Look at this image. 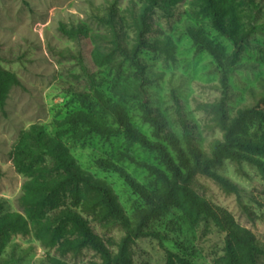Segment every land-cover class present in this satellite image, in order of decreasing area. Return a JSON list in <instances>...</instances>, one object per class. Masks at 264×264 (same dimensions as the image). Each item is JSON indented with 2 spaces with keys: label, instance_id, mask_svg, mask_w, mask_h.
I'll return each mask as SVG.
<instances>
[{
  "label": "rangeland",
  "instance_id": "rangeland-1",
  "mask_svg": "<svg viewBox=\"0 0 264 264\" xmlns=\"http://www.w3.org/2000/svg\"><path fill=\"white\" fill-rule=\"evenodd\" d=\"M113 1L118 13L126 20L124 29L131 38L126 10L138 8V0H0V65L20 80V86L11 88L4 109H0V202L4 211H24L19 198L26 177L15 169L13 156L22 133L35 124L42 126L50 137L61 139L82 169L110 185L129 216L145 206L144 199L124 178L100 167L98 162H112L148 190L158 185L154 177L126 156L162 170L164 166L154 152L129 142L122 131L115 129L108 136L91 133L77 140L72 136L83 130L81 127L59 125L66 117L84 112L117 128L112 118L103 114L94 96L74 93L76 88L88 90L75 57L79 46L59 30L61 25L83 24L90 33H109L107 16L103 15L107 14V6ZM263 1L256 0L260 4ZM189 2H179L171 16L157 9L150 18L153 27L150 38L170 36L176 44L175 61H166L163 55L151 50H143L141 58L148 67L151 80L146 86L150 105L179 135L182 128L178 111L183 113L196 128L198 142L206 150L209 142L220 138L221 133L206 129L211 115L197 110V105L211 103L222 95L220 77L223 69L207 51L197 48L188 29H201L223 50L225 57L232 54L234 45L214 29L207 16L193 13ZM255 24L256 31L246 41L239 60L227 74L232 114L237 107L248 103L247 91L259 89L258 82L264 78V9L256 14ZM131 72L126 64L120 70L102 67L95 72L97 89L108 101L125 108L135 129L156 141L153 128L142 118L141 102L112 91L114 84L130 82L133 79ZM174 97L180 101V109ZM249 133L264 140V125L251 126ZM259 158L264 162V157ZM219 173L235 183L241 193L227 195L214 181L202 178L201 182L208 187L205 196L228 212L237 224L248 229L264 247V180L258 169L248 163L236 167L226 161ZM87 219L94 232L102 237L119 240L124 234L119 227L103 231ZM151 227L164 232L168 239L162 243L153 238L137 240L133 264H167L166 250L187 256L194 264H224L228 237L212 222L193 225L176 210L162 221L153 222ZM48 258L67 264L100 261L99 255L91 249L84 250L79 257L61 256L55 249L43 246L33 235H13L8 243L0 246V264H46ZM258 264H264L263 257Z\"/></svg>",
  "mask_w": 264,
  "mask_h": 264
},
{
  "label": "trees",
  "instance_id": "trees-1",
  "mask_svg": "<svg viewBox=\"0 0 264 264\" xmlns=\"http://www.w3.org/2000/svg\"><path fill=\"white\" fill-rule=\"evenodd\" d=\"M138 8H128L130 38L124 29V20L116 9V2L107 6L105 17L110 31L107 34L90 33L83 24L67 27L60 32L77 42L75 56L80 64L88 90L76 88L74 93L94 96L103 114L112 118L117 128L104 124L97 118L76 112L59 125L81 127L73 138L80 140L95 133L108 136L115 129L122 131L127 140L154 152L164 169L126 156L131 163L146 170L158 185L148 190L136 183L128 173L110 161L101 160L99 166L119 174L144 199L145 206L129 216L120 204L113 188L104 180L82 169L59 138L50 137L40 125H32L22 133L15 145L13 164L18 173L26 177L19 198L23 213L4 211L0 202V246L13 235H33L46 248L55 249L61 256L79 257L86 249L99 255V262L90 264H133L136 241L153 238L162 243L168 236L151 227L153 222L179 211L193 225L212 222L228 237L224 264H258L264 258V247L246 228L237 224L220 207L206 196L208 187L202 178L214 181L227 194L239 195L241 189L219 173L226 161L239 167L242 163L255 166L264 180V140L249 133L251 126L264 125V78L259 89L247 91L248 103L231 113L230 86L227 74L236 65L246 41L256 31V14L264 9V1L256 0H190L195 14L207 16L212 26L234 45L229 57L199 28H189L188 33L198 49L207 51L222 67L220 86L222 95L211 103H200L197 110L211 115L206 129L219 130L220 138L209 142L203 149L196 128L178 111L182 134L171 129L164 116L150 105L146 86L151 83L148 67L141 58L143 50H151L175 61L176 44L170 36L151 39L153 27L150 18L157 9L171 16L182 0H138ZM131 69L133 79L124 84H114L112 91L141 102L142 118L153 128L149 140L134 128L125 108L108 101L97 89L95 72L102 67L120 70L123 65ZM20 86L18 77L0 65V109L3 110L12 87ZM179 109L180 101L174 97ZM2 173L0 167V174ZM103 231L115 227L124 234L116 240L96 234L89 220ZM167 251V264H194L191 258L172 250ZM46 264H67L48 258Z\"/></svg>",
  "mask_w": 264,
  "mask_h": 264
}]
</instances>
